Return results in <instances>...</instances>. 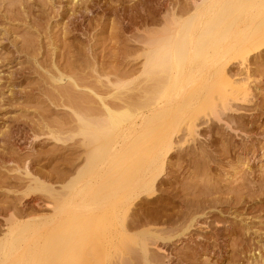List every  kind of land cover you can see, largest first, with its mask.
<instances>
[{
	"label": "rangeland",
	"instance_id": "obj_1",
	"mask_svg": "<svg viewBox=\"0 0 264 264\" xmlns=\"http://www.w3.org/2000/svg\"><path fill=\"white\" fill-rule=\"evenodd\" d=\"M191 7L192 0H0V237L13 219H35L34 227L54 217L50 187L67 205L92 186V176L74 179L86 165L79 118L92 117L91 90L138 74L142 37ZM246 63L230 70L249 73L247 98L217 120L198 121L195 138L169 156L155 198L129 217L141 218L133 231L162 229L163 239L148 240L151 260L126 249L114 251L111 264H264V49ZM71 94L82 99L70 102ZM84 201L92 205V197ZM84 249L92 257V242Z\"/></svg>",
	"mask_w": 264,
	"mask_h": 264
},
{
	"label": "bare ground",
	"instance_id": "obj_2",
	"mask_svg": "<svg viewBox=\"0 0 264 264\" xmlns=\"http://www.w3.org/2000/svg\"><path fill=\"white\" fill-rule=\"evenodd\" d=\"M179 10L163 19L160 29L142 35L138 74L129 72L125 79L120 73L91 90L92 117L79 118L86 165L74 179L92 176V186L82 195L77 191L74 199H82L67 205L50 187L54 217L32 228L35 219H13L0 237V264H111L113 252L126 249L151 260L148 240L163 239L162 229L133 231L142 226L140 217L129 220L134 207L155 198L169 156L177 144L195 138L201 118L217 120L247 98L249 73L232 74L230 68H245L250 56L264 49V0H192L190 10ZM32 180L42 187L38 178ZM69 212L72 219L64 216ZM91 242L87 257L84 248Z\"/></svg>",
	"mask_w": 264,
	"mask_h": 264
}]
</instances>
